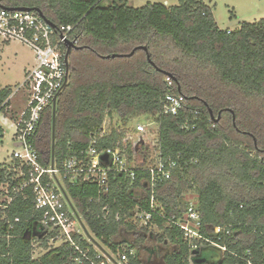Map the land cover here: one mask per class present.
<instances>
[{
    "label": "trees",
    "instance_id": "16d2710c",
    "mask_svg": "<svg viewBox=\"0 0 264 264\" xmlns=\"http://www.w3.org/2000/svg\"><path fill=\"white\" fill-rule=\"evenodd\" d=\"M0 1L10 8L39 10L56 27L75 26L74 35L80 37L68 59L67 85L56 101L54 149L51 108L41 113L31 141L43 168L50 167L52 157L60 169L65 158L79 155L106 114H117L119 127L139 116L157 122L162 157L177 163L173 178L155 189L156 211L163 218L154 215L141 229L135 228L131 215L136 206L148 211L149 194L138 195L146 173L137 172L131 183L122 174L111 175L109 193L94 203L89 200L96 197L95 185H71L62 174L65 193L101 247L114 256H121L125 246L133 249L127 264H188L189 247L167 220L182 216L189 203L184 196L193 192L201 234L225 251L202 249L192 262L264 264V19L224 31L203 0H178L170 7L147 3L137 9L129 0H108L107 5L105 0ZM164 74L186 99L176 118L160 115L167 92ZM10 93L0 91V107ZM196 111L195 129H183ZM122 137L112 130L96 147L122 148ZM12 177L0 169V182L8 184L12 196L0 209V264H76L65 245L48 248L55 232L49 237L41 232L38 240L47 252L32 259L27 235L41 231V214L34 210L28 189L12 194L22 182ZM106 205L109 215L104 220ZM149 227L161 235L147 234ZM217 227L230 235L213 234ZM161 245L168 250L163 252Z\"/></svg>",
    "mask_w": 264,
    "mask_h": 264
},
{
    "label": "built area",
    "instance_id": "2783aa9c",
    "mask_svg": "<svg viewBox=\"0 0 264 264\" xmlns=\"http://www.w3.org/2000/svg\"><path fill=\"white\" fill-rule=\"evenodd\" d=\"M0 1V41L8 43L17 41L29 47L34 53L35 65L25 75L18 87L25 93L24 107L14 121L15 134L13 137V151L10 163H0V169H7L13 174V182L22 179L20 187L14 188L12 194L23 189L31 192L34 210L41 214L39 225L41 236H50L47 240L49 249L63 245L74 256L76 264H127V256L135 254L133 249L125 246L119 259L106 248L101 247L89 231L82 216H80L69 197L64 191L62 174L69 177V183H89L96 186V197L90 203L100 202L103 196L110 191L109 177L122 174L130 183L134 181L137 172L146 173L147 178L142 181L143 189L149 194L146 201L148 211H142L136 206L132 210L131 220L134 224L146 225L154 215L163 218L157 212V202L154 199L156 187L173 178L177 163L169 158L164 159L161 154L159 136L160 125L154 120H144L127 128L112 127L111 118L117 114L105 115L100 130L89 139L86 149L80 150L79 155L65 158L60 169L55 166L43 168L38 161V154L32 147L36 127L41 113L48 108L52 109L53 100L57 99L67 85L69 68L65 62L67 46L77 48L80 37L75 36V26L52 27L34 11H8L3 9ZM167 92L160 103V115L173 118L184 111L186 99L175 92V82L170 76L165 77ZM9 109L6 103L0 107V115L4 118ZM5 112V113H4ZM199 112L193 113L192 123L185 122L182 128L194 130ZM10 119V118H9ZM120 122V121H119ZM112 130L123 133L122 148H97L100 140L111 135ZM5 137V131L0 124V142ZM151 144V145H150ZM19 145V146H18ZM129 149V151H128ZM129 152L131 154H129ZM107 157V162L101 160ZM4 172V171H3ZM5 198V199H4ZM12 199L8 192V184L0 182V209L6 208ZM195 201L188 203L179 218L168 219V224L176 227L182 233L184 241L191 252L188 264H194L193 258H199L204 249L211 247L224 252L225 248L206 239L200 232V215L196 209ZM103 219L109 215L108 206L102 209ZM119 214L115 215L118 221ZM91 233L92 236H90ZM224 233L230 235L226 228H215L213 234ZM85 243V246H82ZM206 247V248H205ZM203 249V250H202ZM90 251L93 256H90ZM111 256V257H110ZM117 256V255H116ZM115 257V256H114ZM246 264H252L245 260Z\"/></svg>",
    "mask_w": 264,
    "mask_h": 264
},
{
    "label": "rangeland",
    "instance_id": "374dc122",
    "mask_svg": "<svg viewBox=\"0 0 264 264\" xmlns=\"http://www.w3.org/2000/svg\"><path fill=\"white\" fill-rule=\"evenodd\" d=\"M147 3L152 4H162L166 7L177 6L178 0H129L128 5L132 8H140ZM203 3L211 8L213 18L221 30H236L239 23L249 22L253 23L260 19H264V0H203ZM104 4H109L108 0L104 1ZM35 62L33 51L17 42L11 41L8 43H3L0 41V87H9L12 92H14L15 103H10L12 109L6 111L4 118L0 115V124L5 131V137L0 142V163H10L11 153L13 151V137L15 134V128L13 126L16 116L19 114L18 110L23 109L25 102V93L23 90L18 91V87L23 81L25 75L33 68ZM17 100V101H16ZM5 113V112H4ZM10 118V119H9ZM144 120L150 121L151 119H146L144 116L135 117L131 119L126 125L129 129L133 127L136 123L144 122ZM111 126L113 127L116 123L119 124V116H113L111 118ZM151 145V144H150ZM195 194L193 192H188L184 196V200L188 203L195 201ZM5 199V198H4ZM145 227L143 224H135L136 229H141ZM147 234L152 231L154 235H161V231L155 227L145 228ZM90 236L91 233L88 232ZM41 235V231L38 229H33L31 233H28L27 240L30 242L32 251V259H40L47 250L41 248V240L38 238ZM154 245V244H152ZM163 252L168 250L166 246L161 245ZM206 249H213L208 247ZM215 251H217L214 248ZM213 250V251H214ZM111 257V256H110ZM113 259L118 260L119 256H112ZM155 264H159V260L154 261Z\"/></svg>",
    "mask_w": 264,
    "mask_h": 264
},
{
    "label": "water",
    "instance_id": "95a60500",
    "mask_svg": "<svg viewBox=\"0 0 264 264\" xmlns=\"http://www.w3.org/2000/svg\"><path fill=\"white\" fill-rule=\"evenodd\" d=\"M3 9H5V10H8V11H21V12H25V11H34V12H36V13H38V15L43 19V20H45L44 19V17H43V15H42V13L39 11V10H34V9H28V8H22V7H19V8H10V7H6V6H1ZM46 21V20H45ZM49 25H51L52 27H55L51 22H49V21H46ZM77 48H73V49H71V46L70 45H68L67 46V51H66V56H65V62H66V64H67V67L69 68V66H68V59H69V56H70V53H71V51L72 50H76ZM139 50H142V51H144V52H146L147 50H146V48L145 47H140V48H138ZM133 53H134V51H132L128 56H131V55H133ZM115 57V56H114ZM165 75V74H164ZM166 76V75H165ZM56 101H57V99H54L53 100V105H52V113H53V121H52V150L54 149V128H55V106H56ZM208 113H209V115H210V117H211V119H214V116H213V114H212V112L210 111V110H208ZM219 118H220V116H218L217 117V119H215V122H218V120H219ZM19 146V145H18ZM101 160L102 161H104V162H107V157L106 156H102L101 157ZM54 166V162H53V157L51 158V167H53ZM194 255H198V253H196V252H194L193 253ZM205 261L204 260H201V261H197L196 263L197 264H203Z\"/></svg>",
    "mask_w": 264,
    "mask_h": 264
},
{
    "label": "crops",
    "instance_id": "0c3cea01",
    "mask_svg": "<svg viewBox=\"0 0 264 264\" xmlns=\"http://www.w3.org/2000/svg\"><path fill=\"white\" fill-rule=\"evenodd\" d=\"M228 31H232V30H230V29H227ZM35 63V62H34ZM34 65L35 64H33V66L32 67H34ZM4 89H6V90H10L11 91V93H10V95L8 96V98L3 102V103H6V106H8L9 107V110L10 109H12V106H9L10 105V103L12 102L13 104H17V103H15V100H13L14 99V92H12V90L9 88V87H4V88H1L0 87V91H2V90H4ZM17 101V100H16ZM21 110H18V112H20Z\"/></svg>",
    "mask_w": 264,
    "mask_h": 264
}]
</instances>
